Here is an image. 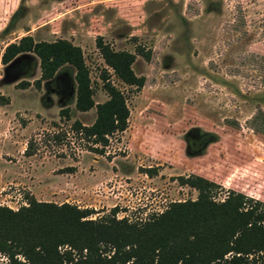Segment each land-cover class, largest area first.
<instances>
[{
	"label": "rangeland",
	"instance_id": "obj_1",
	"mask_svg": "<svg viewBox=\"0 0 264 264\" xmlns=\"http://www.w3.org/2000/svg\"><path fill=\"white\" fill-rule=\"evenodd\" d=\"M24 35L78 46L94 102L106 99L105 71L129 113L102 155L84 150L70 125L90 124L94 108L74 109V85L62 105L50 81L36 86L34 54L24 53L26 75L0 61V205L33 196L91 209L90 218L114 208L142 221L195 199L179 182L188 175L214 182L215 200L232 190L264 202V0H0V54ZM98 36L113 50H150L131 64L144 77L139 90L104 64ZM59 70L73 77L70 66Z\"/></svg>",
	"mask_w": 264,
	"mask_h": 264
},
{
	"label": "trees",
	"instance_id": "obj_2",
	"mask_svg": "<svg viewBox=\"0 0 264 264\" xmlns=\"http://www.w3.org/2000/svg\"><path fill=\"white\" fill-rule=\"evenodd\" d=\"M94 41L116 79L139 90L144 77L136 75L131 64L136 56L148 61L150 50L141 45H135L133 52L113 50L100 36ZM24 53L38 59L36 86L41 80L50 81L62 104L74 85V109L94 108L90 124L74 120L70 131L85 142L84 150L102 155L109 137L127 126L124 94L104 71L106 99L95 103L81 50L65 39L34 41L24 35L8 43L0 61L12 77L29 72L30 60ZM63 65L74 70L73 77L59 70ZM68 111L61 108L59 115L68 116ZM54 137L58 140L64 134ZM179 182L196 190V198L170 202L142 221L116 218L114 208L90 218L91 209L32 196L15 210L0 205V253L8 264H264V202L232 190L215 200L216 184L197 175L180 177Z\"/></svg>",
	"mask_w": 264,
	"mask_h": 264
},
{
	"label": "built area",
	"instance_id": "obj_3",
	"mask_svg": "<svg viewBox=\"0 0 264 264\" xmlns=\"http://www.w3.org/2000/svg\"><path fill=\"white\" fill-rule=\"evenodd\" d=\"M18 198H19V194H18ZM21 203H22L21 205H25V202H21ZM19 206H20V205H19ZM19 206H18V207H19ZM18 207H16L15 209H17ZM9 208H11V207H9ZM15 209H14V210H15Z\"/></svg>",
	"mask_w": 264,
	"mask_h": 264
},
{
	"label": "crops",
	"instance_id": "obj_4",
	"mask_svg": "<svg viewBox=\"0 0 264 264\" xmlns=\"http://www.w3.org/2000/svg\"><path fill=\"white\" fill-rule=\"evenodd\" d=\"M33 197V196H32ZM39 201V200H38Z\"/></svg>",
	"mask_w": 264,
	"mask_h": 264
}]
</instances>
